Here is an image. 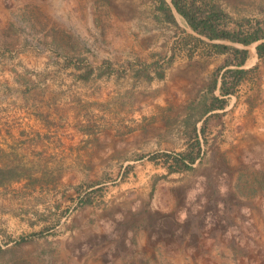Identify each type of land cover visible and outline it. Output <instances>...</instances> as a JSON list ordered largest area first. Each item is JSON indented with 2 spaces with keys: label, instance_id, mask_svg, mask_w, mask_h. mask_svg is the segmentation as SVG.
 I'll use <instances>...</instances> for the list:
<instances>
[{
  "label": "rangeland",
  "instance_id": "374dc122",
  "mask_svg": "<svg viewBox=\"0 0 264 264\" xmlns=\"http://www.w3.org/2000/svg\"><path fill=\"white\" fill-rule=\"evenodd\" d=\"M213 42L171 0H0V264H264V59L209 109Z\"/></svg>",
  "mask_w": 264,
  "mask_h": 264
},
{
  "label": "trees",
  "instance_id": "16d2710c",
  "mask_svg": "<svg viewBox=\"0 0 264 264\" xmlns=\"http://www.w3.org/2000/svg\"><path fill=\"white\" fill-rule=\"evenodd\" d=\"M176 12L183 17L190 29L198 35L205 36L209 41H229L238 43L242 46L256 44V53L259 59H264V24H255L250 28L243 26L241 22L234 21L233 25H229L226 21L228 15L214 4H210L204 0H171ZM169 15L168 18L174 21L171 9H165ZM218 54H228L225 66L232 65L234 67L227 68L221 75L219 91L221 97L213 96L212 104L209 109H221L224 106V96L235 92L236 87L241 83L248 73V69L241 68L249 56V50L244 47H236L227 43L213 42L208 44ZM216 87V81L213 80L211 89ZM200 142L196 138L190 147L183 152L175 155L161 154L164 158L168 171L186 170L200 156ZM157 155L152 158L155 159Z\"/></svg>",
  "mask_w": 264,
  "mask_h": 264
},
{
  "label": "crops",
  "instance_id": "0c3cea01",
  "mask_svg": "<svg viewBox=\"0 0 264 264\" xmlns=\"http://www.w3.org/2000/svg\"><path fill=\"white\" fill-rule=\"evenodd\" d=\"M209 46V45H208ZM244 47V46H243ZM256 47V46H255ZM254 47V49L250 52V54H249V56H248V58L246 59V61H245V63H244V65L241 67V68H247L248 66H251V65H253V64H255V62L256 61H258L259 60V58H258V56H257V53H256V48ZM244 48H246V49H248V47H244ZM249 50V49H248ZM210 53H212V52H210ZM215 54H218V53H215ZM212 56H217V55H212ZM214 57H210L209 59L210 60H212ZM246 66V67H245ZM219 88V84L217 85V87H216V89H218ZM233 105H234V102H230L229 104H228V106H227V108H233L234 110L236 109V107H235V105H234V107H233Z\"/></svg>",
  "mask_w": 264,
  "mask_h": 264
}]
</instances>
